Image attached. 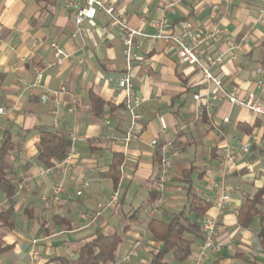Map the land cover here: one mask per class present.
Listing matches in <instances>:
<instances>
[{"label": "crops", "instance_id": "crops-1", "mask_svg": "<svg viewBox=\"0 0 264 264\" xmlns=\"http://www.w3.org/2000/svg\"><path fill=\"white\" fill-rule=\"evenodd\" d=\"M111 1L130 27L147 35L156 33L155 24L168 2L176 3L168 14L171 33L180 32L182 23H187L193 42L219 26L223 35L202 51L205 60L218 53L225 55L223 64L212 67L211 72L222 80L228 93L235 92L240 99L253 95L264 108V94L258 85L264 82V71L258 74V69L264 70V0ZM65 4L66 0H0V110H10L0 121V134L11 127L19 145L8 159L17 187L13 203L8 204L0 191L1 209H10L14 223L12 229H3L5 243L14 246L13 255L7 258L15 260L14 264H25L33 242L42 257L41 264L48 256H73L86 237L102 229L123 239L116 259L124 257L136 239L142 241L139 257L126 264H146L159 245L148 235L145 216L155 204L151 193L157 192L160 146L172 142L181 154L158 216L187 209L188 189L179 179L191 168H195L194 193L206 201L216 198L221 193L219 162L224 153L231 152L234 160L227 180L231 199L223 210L211 206L207 213L206 217L218 219L219 234L217 251L208 253L203 264H264V204L249 228L237 223L241 206L264 187V115L222 98L216 102L212 118L204 114L199 119L203 101L198 103L194 97H206L215 86L207 84L197 69L181 64L173 43L137 37L131 78L135 96L144 99L139 109L144 116L142 131L128 147L114 144V136H123L122 123L130 121L129 112L112 102L120 90L110 81L125 71L122 32L99 15L95 24L108 27L109 35L103 36L98 30L74 38L75 11L66 10ZM90 26L86 23L85 28ZM54 41L70 58L61 66L46 69L47 63L54 61L50 47ZM232 46L237 49L230 51ZM61 87L69 94L59 96L60 104L54 97L42 102L41 95ZM91 93L112 107L93 114ZM71 95L77 96L76 112L68 114ZM224 119L229 122L224 124ZM39 129L59 131L68 140L71 133L78 138V154L66 175L59 167L48 172L50 169L37 162ZM155 140L159 142L157 147L151 145ZM247 144L251 150L243 155L242 148ZM115 153L126 158L117 191L106 177ZM57 178H63L65 184L62 202H43L42 195H51ZM86 181L90 188L77 197L78 186ZM116 192L119 201L110 203ZM100 203L104 205L101 211L97 210ZM137 209H141L140 219L131 221L128 214ZM201 244L198 241L194 245L185 264H194Z\"/></svg>", "mask_w": 264, "mask_h": 264}, {"label": "built area", "instance_id": "built-area-1", "mask_svg": "<svg viewBox=\"0 0 264 264\" xmlns=\"http://www.w3.org/2000/svg\"><path fill=\"white\" fill-rule=\"evenodd\" d=\"M66 10L75 11V25L77 32L73 35L74 38L84 34H95L98 30L103 36L110 34L108 27L98 28L95 21L99 15L106 17L109 20L110 26L118 29L123 35L124 44V56H125V71L120 76L110 78L111 82H114L120 94L112 98V102L117 105H122L125 110L129 112L130 121L128 124L122 123L124 128L123 136H114L112 141L114 144H122L128 147L136 138L141 134L142 122L144 120L143 114L139 111L142 107L144 99L138 98L134 93V85L132 83L131 73L133 70V63L136 59V45L135 39L137 37H145L151 42H171L175 46L176 56L181 64L187 65L197 69L203 76L204 81L207 84H213L215 91L211 94H207L206 97L202 95H195L196 102L203 101V106L199 109L198 118L206 114L207 117L212 118V113L215 109L216 102L222 98L228 99L231 104L245 107L252 113L257 115H264V108L258 102L255 101L253 95H250L247 99H240L235 92L228 93L220 78L216 77L212 72V67H219L223 64L224 53H218L216 56L205 60L203 57V48L210 42H217L223 35V30L217 26L212 32L206 33L199 37L195 41H191L192 29L189 24L182 23L181 30L178 33H171L169 29L168 14L172 13L176 7L175 2H168L162 6L161 17L155 24L156 33L154 35L144 34L143 31L130 27L124 19L123 14L117 9L116 5L111 0H66ZM86 23H90L91 26L85 28ZM54 61L49 62L46 65V69H50L55 66H61L65 60L70 58V55L54 41L50 45ZM237 49V46H232L230 51ZM263 68L258 69V74L263 73ZM38 82L33 85L36 87ZM258 85L261 92L264 94V82L259 81ZM69 94L65 87H61L58 91L48 92L41 95L43 103L50 101L51 97L56 100L59 96ZM123 95V96H122ZM57 105L60 104L59 100L56 101ZM77 96H70V105L66 112L73 114L76 112ZM10 110L8 108L0 110V121L8 115ZM54 114L56 111L53 112ZM224 124L228 123V119H224ZM106 126H111V121H106ZM69 141L71 143L70 151L66 158L58 164L57 167L61 170L62 175H66L74 166L76 156L78 154L77 142L78 138L75 134L69 135ZM153 147L159 146L157 140L151 144ZM251 145L247 144L242 148V154L246 155L250 152ZM161 161L160 171L158 176L157 192L160 193V198L152 209L147 212L145 216V225L154 216L160 214L165 206L164 193L166 192L169 182L172 179V174L175 169L176 162L180 158V149L176 147L172 142H167L160 146ZM234 160V156L231 152H226L222 155L219 162L218 175L219 185L221 193L214 199H208L207 202L218 210H223L230 202L231 191L227 184V180L231 174V164ZM52 170H48L51 172ZM21 188V187H20ZM90 188L88 181L81 183L77 190L76 196L81 197L87 189ZM65 193V184L63 178H57L52 186L51 195H42L41 199L45 203H53L58 205L62 202L63 195ZM119 200V194L116 192L110 197V203H117ZM104 205L102 203L97 205V210L101 211ZM1 210V205H0ZM202 231L205 234V241L198 246V251L194 256V264H203L206 260L208 253L217 251L216 237L219 234V222L216 217H206L202 223ZM142 241L136 239L129 252L122 258L116 259L114 264H126L131 262L138 254ZM28 261L30 264H41L42 257L39 250L36 247V242H33L29 253Z\"/></svg>", "mask_w": 264, "mask_h": 264}, {"label": "trees", "instance_id": "trees-1", "mask_svg": "<svg viewBox=\"0 0 264 264\" xmlns=\"http://www.w3.org/2000/svg\"><path fill=\"white\" fill-rule=\"evenodd\" d=\"M92 102V112L95 115L103 113L112 104L107 105L95 94H90ZM115 110V109H113ZM204 121H207L205 116ZM245 131L250 132L247 128ZM40 141L37 145V162L45 169L56 170L71 148V143L63 133L51 129H39ZM19 145L15 141L11 127H8L0 134V191L5 201L12 204L17 187L11 177V169L8 159L12 154H16ZM161 161V159H160ZM126 158L123 154L115 153L112 164L106 172V177L113 183L114 190L117 191L122 179L121 168L125 165ZM195 168L183 171L179 182L188 189L187 209L170 212L167 217L154 216L147 222V232L151 241L159 245V248L151 252L146 264H185L192 254L194 245L205 241V234L202 231V223L207 216L211 205L200 198L193 191L192 175ZM173 182L170 180L169 184ZM160 193L152 192V202L158 201ZM119 201V200H118ZM154 204V205H155ZM264 204V187L251 199H248L240 208L237 223L243 228H249L252 223L260 216V207ZM141 209L131 211V221L136 222L140 219ZM14 223L11 220V211L7 208L0 210V264H14L15 260H9L7 256L13 255L14 246L6 244L3 237V229H12ZM56 221V226L60 224ZM42 228H45L43 226ZM70 228L69 225L66 226ZM47 234L49 229L46 228ZM49 235V234H48ZM262 237L264 231L262 232ZM84 245L73 256L52 255L46 257L42 264H114L116 253L123 243L122 237L117 233H106L102 229H97L92 235L84 239ZM29 253V252H28ZM139 257V254L135 257ZM134 258V259H135ZM25 264H30L28 261Z\"/></svg>", "mask_w": 264, "mask_h": 264}, {"label": "rangeland", "instance_id": "rangeland-1", "mask_svg": "<svg viewBox=\"0 0 264 264\" xmlns=\"http://www.w3.org/2000/svg\"><path fill=\"white\" fill-rule=\"evenodd\" d=\"M6 232V234L8 235V233H10L9 231H5ZM52 232V231H51Z\"/></svg>", "mask_w": 264, "mask_h": 264}]
</instances>
